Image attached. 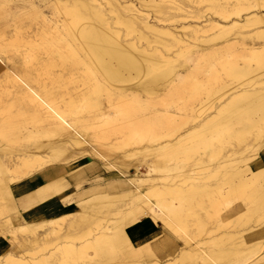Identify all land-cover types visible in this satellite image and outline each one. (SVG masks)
I'll list each match as a JSON object with an SVG mask.
<instances>
[{"label": "bare ground", "instance_id": "bare-ground-1", "mask_svg": "<svg viewBox=\"0 0 264 264\" xmlns=\"http://www.w3.org/2000/svg\"><path fill=\"white\" fill-rule=\"evenodd\" d=\"M195 5L218 18L178 26ZM10 16L0 264H264V0H0ZM134 138L147 141L110 159ZM137 151L149 159L130 186L101 181L74 200L69 180L99 164L128 175ZM51 235L53 259L37 258Z\"/></svg>", "mask_w": 264, "mask_h": 264}, {"label": "rangeland", "instance_id": "rangeland-1", "mask_svg": "<svg viewBox=\"0 0 264 264\" xmlns=\"http://www.w3.org/2000/svg\"><path fill=\"white\" fill-rule=\"evenodd\" d=\"M233 2H236V0H232V3ZM241 5H245L249 2H240ZM7 7L8 9L10 8L9 6H6L4 7L5 10H7ZM254 10V9H252ZM10 11V10H9ZM194 11L196 12V15L195 17H192V15H185V16H182L181 18V21H179L180 23H177L178 26H180V24H182L183 26H187V25H194L195 23H201L203 22L206 18H210V17H216L218 18L217 15H215L214 11L213 10H210L207 5H195L194 6ZM199 12V13H197ZM47 13L49 14V10H47ZM150 16L152 19H155V17L157 16L152 10H150ZM173 13V12H171ZM243 15L246 14V12H243L242 13ZM200 16H202V18H200ZM12 16H10L9 18H7V20H1L0 21V25L6 23V22H10V24H13L15 23V21H13L12 19ZM27 23V21H26ZM176 24V25H177ZM211 35V34H209ZM232 34H229V35H226L225 37H229L231 36ZM223 39L221 40H218L217 42L215 43H220L222 42ZM213 43V44H215ZM202 45V44H200ZM168 54H172V52H168ZM173 55V54H172ZM227 59H230V60H235V61H238L239 64H243V60L240 59V54H235V55H232V56H228ZM203 78V77H201ZM207 78L206 75H204V79ZM233 84V82H230ZM176 105H182V101H177L175 103ZM175 106H170L169 109L170 110H173ZM212 111H210L209 113H211ZM7 116L6 113H3V115H0V119H5V117ZM120 129V128H119ZM129 139V138H127ZM126 139V140H127ZM137 138H134L132 140H129V145L126 149H117L115 151H113L109 156H110V159H117L118 157L122 156L126 151H131L132 149L134 148H137L139 146H142L146 141V140H142L140 143L138 140H136ZM2 140V139H1ZM2 143H7L6 141H2ZM20 143H14V142H11L9 143L8 145H10V147H12V150L18 148ZM129 154V153H128ZM136 154V155H135ZM149 158L146 157L145 155L141 154L139 151L137 152H134V154H132L129 158L126 159V162L129 163L131 169H130V173H128V175H124V176H121V175H115L113 173H110V171H108L102 164H99L97 166V170L96 171H88L85 175V177L83 178L82 182L83 181H86L83 185H81L80 187L78 186V184L76 183V181H72V180H69L70 181V188L71 191H73V197H74V200L76 199H81L82 200V195L85 194L86 192H90L91 191V186L93 184H97L99 182H106V181H110V180H115V181H122L126 186H130V183H129V180L130 179H134L136 180L137 178L135 177L137 175V171H136V168L134 166L138 165V164H142L144 163L146 160H148ZM143 165V164H142ZM141 174H147V170H146V167H141ZM85 198V197H84ZM123 205V204H122ZM39 207V206H38ZM67 212V211H66ZM12 212H5L3 215L4 216H0V219H4L6 218L7 216H12L11 214ZM100 216H102V218L104 217V223L108 222L110 220L111 222V219L114 217L113 215H107V214H104V213H100ZM46 221L45 219H43V217L41 218H37L35 219L34 223H41V222H44ZM90 229L91 227H95V225H91L89 226ZM131 227L128 228V230L130 229ZM42 233L43 230L42 229H38V233ZM88 232V229L87 228H84V229H79V230H75L73 231V237L75 240L76 243H79L81 241L80 238H84L87 239L89 238L87 235H85V233ZM167 231L163 228V226L160 225V233L159 235L154 239V242H153V245L155 246V249H157L159 252H163V250L165 249V247H162L161 246V242L162 241H165L167 240V235H166ZM129 238L131 241H133L134 243V239H133V236L132 235H129ZM6 241V244H7V249H10V247L13 245L12 242L8 239H5ZM50 245L48 246H36V249H35V252H37V258L39 259H43L44 257H50L51 253H54L53 251V244L57 243V241L55 240V236L51 235L50 236V239L49 241L46 243V245L49 243ZM146 243V241H141V242H138L137 246H143L144 244ZM45 248V250H43V248ZM170 248L172 249H175L174 246H171ZM92 254V251L90 252ZM50 259H53L50 257ZM59 260V259H58ZM117 262V261H116ZM116 262H112V263H109V264H116ZM56 264H79L81 262H73L72 260H68L66 261V263H63L62 262V259L55 262Z\"/></svg>", "mask_w": 264, "mask_h": 264}]
</instances>
